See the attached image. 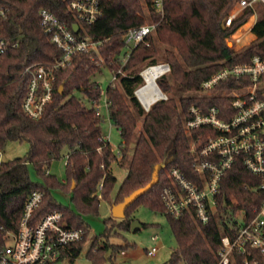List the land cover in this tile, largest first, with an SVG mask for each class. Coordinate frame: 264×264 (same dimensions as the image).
Masks as SVG:
<instances>
[{"label": "trees", "instance_id": "1", "mask_svg": "<svg viewBox=\"0 0 264 264\" xmlns=\"http://www.w3.org/2000/svg\"><path fill=\"white\" fill-rule=\"evenodd\" d=\"M73 1L0 0V10L7 14L5 20H0V39L19 43L17 49L0 55V152L11 142L30 146L24 157L0 163V248L6 246L8 233L18 231L25 203L38 190L44 197L34 214L35 222L59 211L68 227L84 229V238L65 252L68 264H75L91 233L86 217L98 215L101 200L110 198L117 183L113 172L117 164L127 167V174L114 206L136 190L153 185L127 208L124 219L106 220L108 231L95 236L86 257L91 264H106L108 251H118V246L109 242L111 228L130 231L131 215L139 205L166 215L161 194L172 185V169H179L193 183L199 185L202 181L193 167L196 154L191 144L199 136L204 142L208 132H186L189 109L196 106L206 113L218 106L221 118L234 115L230 99L220 93L238 83L222 84L211 95L203 93L202 84L224 67L249 62L255 55L264 57V14L254 29L256 41L236 51L230 45L231 35L249 12L231 28H226L224 21L239 0H167L163 16L153 14L152 0H105L101 4L103 15L91 26L78 21L70 8ZM42 9L51 11L73 32L78 25V37L89 36L100 42L104 63L98 65L90 54L74 57L69 66L56 72L53 101L43 116L34 120L22 109L30 81L26 69L34 64H50L62 56L41 26ZM149 20L158 23L148 38L150 45L140 44L132 52L123 66L127 76L106 89L107 116L99 114L94 102L102 100V90L96 77L104 67L110 71L122 67L125 31ZM159 61L171 66V73L157 80L160 89L170 96L146 112L135 95L143 83L139 67ZM107 119L120 132L121 158L106 139L103 124ZM65 149L66 179L60 181L50 168L63 157ZM30 166L38 181L32 179ZM259 185L260 179L249 173L239 159L221 182L217 210L208 224L199 223L192 211L178 220L166 215L177 242L167 264H215L221 238L236 232L237 212L251 214L261 204L262 194L255 191ZM57 190L70 194L75 208L59 203L54 196Z\"/></svg>", "mask_w": 264, "mask_h": 264}, {"label": "built area", "instance_id": "2", "mask_svg": "<svg viewBox=\"0 0 264 264\" xmlns=\"http://www.w3.org/2000/svg\"><path fill=\"white\" fill-rule=\"evenodd\" d=\"M103 1L105 0H74L70 8L82 25L91 26L103 15ZM166 1L152 0L150 8L154 15H164ZM247 12V19L231 35L230 45L236 51H241L256 41L254 29L263 17L264 0H239L236 10L225 19V27H233ZM39 15L41 26L50 42L62 51V56L50 64H34L26 69L30 81L22 109L25 115L34 120L41 118L46 107L53 101L56 72L69 66L74 57L90 54L98 65L104 63L99 53L100 42L89 36L78 37L66 23L47 9H42ZM6 18V11L0 10V20ZM157 27L158 23L149 20L125 31L120 59L122 67L117 71L111 70L112 84L119 83L121 78L127 76L123 66L140 44L150 45L148 38L155 33ZM18 46L17 41L1 38L0 55L7 54ZM156 67L162 69L159 78L171 73V66L167 62L151 65L145 70ZM231 82L238 84L223 90L220 95L230 99L234 115L221 118L222 111L218 106L210 107L206 113L196 106L189 109L186 132L192 134L194 130L200 129L208 132L204 142L203 137L199 136L191 144L192 152L196 154L193 167L202 176V181L199 185L193 183L179 169L174 168L169 174L172 185L163 189L161 198L167 216L178 220L192 211L198 222L206 225L217 210L216 195L223 178L236 161L241 159L245 169L260 179V185L255 191L262 194V202L251 214L246 211L237 212L234 218L236 232L221 238V248L215 264H264V57L255 55L249 62L224 67L202 84V90L204 94L211 95L222 84ZM143 85L135 92L138 100L137 92ZM160 91L163 97L158 101L167 100L168 96L161 89ZM101 95L105 98L104 106L108 111L106 92L101 91ZM100 102H94L99 114ZM139 102L142 103L140 100ZM142 107L146 112L151 108L144 105ZM225 113L228 115L227 111ZM106 139L108 140L107 137ZM115 152L121 158L119 150L116 149ZM99 190H102V186ZM43 197L44 194L38 190L28 197L18 231L8 233L6 246L0 248V264L68 263L65 252L70 245L84 238L85 231L68 227L59 211L35 222L34 214L42 204ZM239 213H243L241 221L238 219ZM153 239L157 240V237ZM156 252L157 248L154 247L148 250V255L154 256Z\"/></svg>", "mask_w": 264, "mask_h": 264}, {"label": "rangeland", "instance_id": "3", "mask_svg": "<svg viewBox=\"0 0 264 264\" xmlns=\"http://www.w3.org/2000/svg\"><path fill=\"white\" fill-rule=\"evenodd\" d=\"M236 7L237 5H235L230 13L234 12ZM161 62L164 61H159V63ZM147 67H149V64L147 63L139 67L141 71L140 75ZM96 80L99 83L101 90L106 92V89L113 81V74L107 67H104L103 73L99 74L96 77ZM143 84H145L144 79L142 85ZM167 96L169 98L170 95ZM104 101L105 98L102 97L100 102V113L107 116V110L104 106ZM140 127L141 122L139 123L138 130H140ZM103 129L106 137L112 145V148L114 150L118 149L121 142L120 132L118 129L113 126V124L108 119L103 124ZM29 149L30 146L28 143L11 142L5 147L3 151L0 152V163L24 157L28 153ZM66 156L67 149L63 151V157L60 160L55 161L50 168V173L55 175L60 181H64L66 179ZM29 169L32 179L34 181H38L39 179L36 176L33 168L30 166ZM113 172L117 177V183L114 186L110 198L108 200H101L98 215L86 217V222L91 229V233L87 243L85 244L82 254L76 260L75 264H91L89 259L86 257V254L90 249L95 236H99L108 231L110 226L107 225L106 220L110 218L115 219L112 213L114 198L127 174V167H121L115 164L113 166ZM54 196L62 205L75 208L71 201L70 194H65L57 190L54 191ZM242 218L243 213H239L238 219L241 221ZM131 219L133 221H139L142 225H146V227H142L141 230L135 233H133L131 230L126 231L123 229H118L117 227H115L113 230L111 228L109 242L118 246V251L116 253L113 252L112 249L108 251V261L106 264H167L171 259L172 253L177 248V242L172 233L168 217L162 213L153 211L144 204H141L132 213ZM116 220L119 222L121 221V219ZM154 237H157V240H154ZM154 247L157 248L156 254L154 256H149L148 250ZM123 251L125 254H122ZM109 258H112V260ZM180 264L185 263L181 262Z\"/></svg>", "mask_w": 264, "mask_h": 264}, {"label": "bare ground", "instance_id": "4", "mask_svg": "<svg viewBox=\"0 0 264 264\" xmlns=\"http://www.w3.org/2000/svg\"><path fill=\"white\" fill-rule=\"evenodd\" d=\"M161 73L162 69L160 67L150 68L143 72L145 84L142 89L137 92V96L146 108H149L163 97V94L157 85V80Z\"/></svg>", "mask_w": 264, "mask_h": 264}, {"label": "water", "instance_id": "5", "mask_svg": "<svg viewBox=\"0 0 264 264\" xmlns=\"http://www.w3.org/2000/svg\"><path fill=\"white\" fill-rule=\"evenodd\" d=\"M74 31H75V33H78V31H79L78 25L74 26ZM62 92H63V86L60 87V93H62ZM157 182H158V180L155 181V183H157ZM152 185L153 184H150L144 188H140V189L136 190L130 196L125 198V200L122 203L113 206V208H112L113 216L116 219H124L125 215H126L127 208L130 207L139 197L143 196L147 191H149L151 189ZM142 227H143V225L139 221L134 220L131 224V231L133 233H135V232L141 230Z\"/></svg>", "mask_w": 264, "mask_h": 264}]
</instances>
